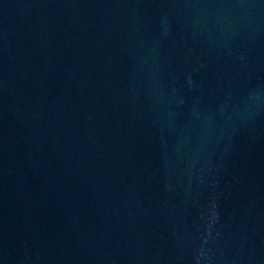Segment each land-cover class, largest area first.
Here are the masks:
<instances>
[{
    "label": "water",
    "instance_id": "1",
    "mask_svg": "<svg viewBox=\"0 0 264 264\" xmlns=\"http://www.w3.org/2000/svg\"><path fill=\"white\" fill-rule=\"evenodd\" d=\"M0 264H264V0H0Z\"/></svg>",
    "mask_w": 264,
    "mask_h": 264
}]
</instances>
